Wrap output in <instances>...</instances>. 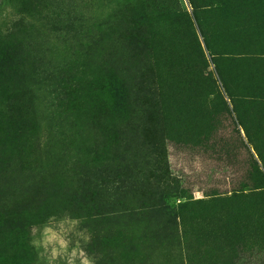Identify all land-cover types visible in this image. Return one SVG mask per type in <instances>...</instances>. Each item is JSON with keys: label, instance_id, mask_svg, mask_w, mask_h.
<instances>
[{"label": "rangeland", "instance_id": "374dc122", "mask_svg": "<svg viewBox=\"0 0 264 264\" xmlns=\"http://www.w3.org/2000/svg\"><path fill=\"white\" fill-rule=\"evenodd\" d=\"M232 191L264 264V0H0V264H131L154 207Z\"/></svg>", "mask_w": 264, "mask_h": 264}, {"label": "trees", "instance_id": "16d2710c", "mask_svg": "<svg viewBox=\"0 0 264 264\" xmlns=\"http://www.w3.org/2000/svg\"><path fill=\"white\" fill-rule=\"evenodd\" d=\"M156 22L157 26L153 24L147 35L152 39L158 37V44L153 43L149 48L157 65L166 52L174 54L183 51V47L188 48L192 35L182 13L170 12ZM163 22L167 23L168 32ZM23 127L21 124L19 129ZM231 193L208 200L180 202L176 212L169 214L163 206L154 207L156 210L150 212L152 221L143 234L136 233L131 242H126L127 253L130 251L133 257L131 264H158L157 251L163 243L168 251L175 249L176 259L172 264H246L251 212L244 202L247 196ZM110 243L108 239V253L112 256ZM110 263L108 260L107 264Z\"/></svg>", "mask_w": 264, "mask_h": 264}]
</instances>
